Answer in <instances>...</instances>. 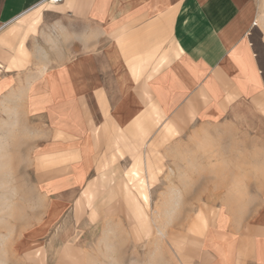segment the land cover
<instances>
[{"label": "crops", "instance_id": "crops-1", "mask_svg": "<svg viewBox=\"0 0 264 264\" xmlns=\"http://www.w3.org/2000/svg\"><path fill=\"white\" fill-rule=\"evenodd\" d=\"M248 2L0 0V189H81L110 142L258 95Z\"/></svg>", "mask_w": 264, "mask_h": 264}, {"label": "rangeland", "instance_id": "rangeland-1", "mask_svg": "<svg viewBox=\"0 0 264 264\" xmlns=\"http://www.w3.org/2000/svg\"><path fill=\"white\" fill-rule=\"evenodd\" d=\"M244 9L264 77V0ZM127 136L81 189H0V264L264 262V87L221 120Z\"/></svg>", "mask_w": 264, "mask_h": 264}, {"label": "built area", "instance_id": "built-area-1", "mask_svg": "<svg viewBox=\"0 0 264 264\" xmlns=\"http://www.w3.org/2000/svg\"><path fill=\"white\" fill-rule=\"evenodd\" d=\"M62 1L63 0H45V2L48 3V4H59Z\"/></svg>", "mask_w": 264, "mask_h": 264}]
</instances>
